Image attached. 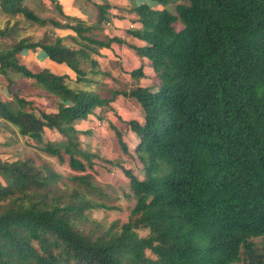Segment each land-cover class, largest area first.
Returning a JSON list of instances; mask_svg holds the SVG:
<instances>
[{"label":"trees","instance_id":"16d2710c","mask_svg":"<svg viewBox=\"0 0 264 264\" xmlns=\"http://www.w3.org/2000/svg\"><path fill=\"white\" fill-rule=\"evenodd\" d=\"M83 1L92 22L65 14L59 0H0V121L39 156L0 158V264H264L255 240L264 237V0L134 6L141 26L129 32L144 44L131 48L150 61L158 86L106 96L98 57L123 41L104 34L110 3ZM24 49L74 76L27 63ZM119 94L143 111V123L128 122L134 153L118 138L142 177L107 161L128 178L134 204L120 225L84 231L89 210L114 207L95 198L103 191L87 172L99 155L76 124ZM46 157L72 172L67 182Z\"/></svg>","mask_w":264,"mask_h":264},{"label":"crops","instance_id":"0c3cea01","mask_svg":"<svg viewBox=\"0 0 264 264\" xmlns=\"http://www.w3.org/2000/svg\"><path fill=\"white\" fill-rule=\"evenodd\" d=\"M107 1L111 7L109 10V25L104 29V34L109 37H119L123 42L112 43L110 49H101V56L98 57L100 68L110 74L108 77L112 79L114 89L129 91L137 86L152 90L157 89L158 79L150 61L145 57L138 56L131 48V45L141 46L144 42L134 37L129 32V29H137L141 26L138 13L133 9L134 6L146 3L157 10L163 9L164 6L154 0ZM169 1L165 8L174 12L175 3L181 0ZM45 2L48 4V1ZM59 2L65 14L78 17L87 22L93 21L95 10L92 4H87L83 0H59ZM53 31L59 36L73 34L70 29L54 28ZM22 54L29 64L47 67L57 74L74 76L72 70L65 63H57L50 60L45 52L41 50L24 49ZM138 68L142 69L143 74L141 76L136 77L130 74L132 70ZM38 101L45 103L43 99H38ZM45 109L54 110L52 107H46ZM104 120L106 125H104ZM130 120L143 123V111L134 97L119 94L110 101L108 107L96 108L95 112L88 116L87 119L77 123L76 128L80 131V135L88 136L91 144L97 142V144L107 143L111 145L113 142H118V138H120L126 145L127 150L133 154L138 137L128 125ZM46 130L49 129L44 128V134L47 137ZM127 159L133 164L130 167L138 168L132 159L129 157ZM138 173L140 174V170H138Z\"/></svg>","mask_w":264,"mask_h":264},{"label":"rangeland","instance_id":"374dc122","mask_svg":"<svg viewBox=\"0 0 264 264\" xmlns=\"http://www.w3.org/2000/svg\"><path fill=\"white\" fill-rule=\"evenodd\" d=\"M182 1V0H181ZM32 2V1H31ZM45 6L49 7L50 5L45 2ZM44 15H49L45 12ZM0 24L3 25V17L0 16ZM32 32L39 37L43 32L41 29H32ZM110 75V74H109ZM104 82V87L99 88V92L103 95H109V88H113V81L108 76H100ZM0 93L7 94L6 90L3 88V81L0 79ZM104 125L106 122L104 120ZM47 137H58L57 132H51L46 130ZM98 136V135H97ZM99 137V136H98ZM82 145L89 147L92 152H96L99 155V158H95V164L93 170H88L89 178L95 182L96 185H99L103 191L101 194H95V198L98 201L104 202L107 205L114 207V209H105V208H94L89 210L88 217L86 220L79 223L80 227L84 231L90 229H98L103 231L106 228H109L116 221L120 225L122 222L126 221L131 207L134 204V199L131 197V193L128 186V178L123 173L122 169L118 165H111L107 161H120L121 166L125 169H130L136 175L142 177V174L138 173L139 168L134 166L130 167L132 164L127 156L121 151L120 145L116 141L113 142V146L105 144H97L94 142L91 144L89 142L87 135H80ZM31 153L36 160H39L37 153H34L32 148L27 147L20 136L16 133L14 128H11L8 124L3 121H0V158L1 159H14L16 157H24L27 153ZM34 153V154H33ZM45 160H48L49 163L59 171L62 175V182H67L66 176L72 172L64 165H61L54 158L46 157ZM133 165V164H132ZM134 167V168H133ZM69 182V181H68ZM145 230H141L140 235H144ZM258 246L264 252V237L255 238ZM149 256L153 255L148 251ZM242 264V262L238 263Z\"/></svg>","mask_w":264,"mask_h":264},{"label":"built area","instance_id":"2783aa9c","mask_svg":"<svg viewBox=\"0 0 264 264\" xmlns=\"http://www.w3.org/2000/svg\"><path fill=\"white\" fill-rule=\"evenodd\" d=\"M109 25V23H107V26Z\"/></svg>","mask_w":264,"mask_h":264}]
</instances>
